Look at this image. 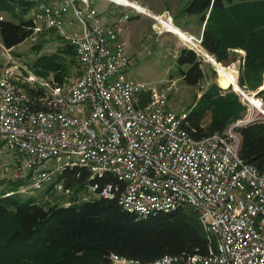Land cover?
<instances>
[{
  "label": "built area",
  "instance_id": "1",
  "mask_svg": "<svg viewBox=\"0 0 264 264\" xmlns=\"http://www.w3.org/2000/svg\"><path fill=\"white\" fill-rule=\"evenodd\" d=\"M110 1L135 7L132 0ZM70 10L78 32L64 26ZM150 15L171 23L167 11ZM125 18L123 12L101 24L89 0L35 4L31 32L50 29L60 36L72 47L80 72L69 84L52 81L42 94L30 95L12 81V66L1 70L0 140L14 154L13 175L25 181L22 187L38 188L50 172L79 165L90 175L112 172L121 189L107 183L97 195L118 191L117 202L135 216L180 204L196 210L208 239L206 254L140 261L111 253L109 264H264V171L238 155L239 119L193 137L184 127L187 109L167 105L172 80L147 87L125 74L127 55L119 37ZM189 38L187 46L203 54L200 37ZM34 101L43 107L33 108Z\"/></svg>",
  "mask_w": 264,
  "mask_h": 264
},
{
  "label": "trees",
  "instance_id": "2",
  "mask_svg": "<svg viewBox=\"0 0 264 264\" xmlns=\"http://www.w3.org/2000/svg\"><path fill=\"white\" fill-rule=\"evenodd\" d=\"M38 1L41 0H0V11L8 15L0 16V43L4 47H12L32 33V16L25 17L23 13ZM184 9L198 14L201 21L204 19L200 45L212 54L213 57L208 54V60L214 58L217 65L227 63L228 54L235 51L233 48H240L244 54L236 82L252 88L259 85L264 69V0H188ZM61 50L74 56L66 41ZM57 54L49 56L54 58ZM175 59L178 65L187 64L185 69L178 68L183 81L197 84L203 76L199 55L183 45ZM54 63L58 68L51 82L61 83L62 62L54 59ZM27 92L38 95L43 88L31 87ZM242 94L264 113L261 103L244 91ZM255 94L264 97V88ZM43 105L34 101L32 107ZM186 109L184 127L197 138L221 131L241 118L246 104L229 85L220 87L212 81ZM206 113L209 118L204 121ZM234 129L239 137L238 155L264 171V117H255L235 125ZM55 182L62 190L91 186L94 195L46 203L34 195L22 198L17 188L0 191V264H109L111 253L140 261L163 254L207 253V236L196 210L188 204L139 217L120 206L118 191L113 190L111 196L97 195L107 183L112 189L114 185L121 189L122 183L110 171L90 175L84 166L64 167L55 172ZM22 183L25 181L13 180L14 186Z\"/></svg>",
  "mask_w": 264,
  "mask_h": 264
},
{
  "label": "rangeland",
  "instance_id": "3",
  "mask_svg": "<svg viewBox=\"0 0 264 264\" xmlns=\"http://www.w3.org/2000/svg\"><path fill=\"white\" fill-rule=\"evenodd\" d=\"M95 6H100L105 0H98ZM110 1V0H109ZM147 8L151 9L154 13H158L163 8H168L169 12L174 14L173 23H177L175 19L185 20L187 17L194 16V13H187L184 9L188 0H139ZM35 4L27 8L23 16H32L34 12ZM172 9H171V7ZM18 13V7H15ZM139 9V8H138ZM171 9V10H170ZM179 9V11L177 10ZM146 10V9H145ZM140 10L141 13L146 12ZM150 13V12H148ZM128 14V13H127ZM146 14V13H145ZM129 15V14H128ZM1 17H7L6 12L0 11ZM138 19L127 28L126 40H125V53L127 55V63L125 65V74L144 81L147 87L159 86L166 84L169 80L173 81V89L168 93L167 105L174 109L187 108L197 96L200 91L204 89L210 82L214 81L220 87L230 86L237 94L241 102L246 104V110L241 118H239L237 125L242 124L246 119H253L255 117L263 116V114L256 107L251 105L242 93H239L234 89L232 85H237L242 92L249 94L251 98L258 104L261 101V107L264 108V97L262 95L255 94L260 88H264V69L261 72V82L256 87H249L248 85L240 86L236 82L239 67L241 64V57L244 51L240 48H233L234 53L228 54L227 63L220 62V65L216 64V60L211 58L208 60L201 52L198 51L199 58L201 59V67L203 69V76L197 84H187L181 78L178 68L185 69L187 64L178 65L176 62V54L181 46H187L188 40H190V33L178 29L172 23L167 26V22L162 17L154 20L152 17H147L142 14H138ZM173 19V18H172ZM188 23L189 19H186ZM152 22L155 26L152 28ZM167 30L174 32L180 38L178 39L175 34L164 31ZM193 35L197 34V29L192 23L188 24ZM160 29V30H159ZM159 30V32H157ZM184 33V35H183ZM192 35V36H193ZM186 38H185V37ZM195 37V36H193ZM200 42V41H199ZM198 42L199 48L203 50V47ZM64 41L60 36L56 35L50 29H42L39 32L31 33L29 36L19 41L10 48L4 47L0 43V73L4 66H12L13 77L12 81L20 90L28 93V89L31 87L40 86L43 89L48 87L51 82L53 73L58 67L54 63L55 60L62 62L59 68L62 67L64 71V84H69L80 72L79 66L75 57L61 50ZM205 51V49L203 50ZM59 52L54 58L49 56L50 53ZM206 52V51H205ZM209 54L208 52H206ZM43 56H40V55ZM212 56V54H209ZM213 57V56H212ZM28 75L32 76L31 79ZM220 84V85H219ZM145 94L148 91H144ZM264 110V109H263ZM264 117V116H263ZM209 118V113L204 116V121ZM248 121V120H247ZM0 140V191H5L12 188L19 192L22 198H26L30 195H34L41 200H46V203L51 202H66L68 199L76 198L77 200L92 197L93 191L87 187H80L75 190L66 189L62 190L61 186L56 182L53 183L55 172H50V177L45 180L38 188L22 187V184L16 186L13 185V180L18 179L13 175V162L14 154L11 153L6 147L1 146ZM52 160L44 161L46 168H51L53 164Z\"/></svg>",
  "mask_w": 264,
  "mask_h": 264
},
{
  "label": "crops",
  "instance_id": "4",
  "mask_svg": "<svg viewBox=\"0 0 264 264\" xmlns=\"http://www.w3.org/2000/svg\"><path fill=\"white\" fill-rule=\"evenodd\" d=\"M89 1H90V5H92L95 8L97 14L99 15L101 24H107L109 22L115 21L123 12L129 14L128 18L121 19L120 23H119V37L123 41V47H125L124 45H125V40H126L127 28L130 27L134 23V21H136L138 19V17H137L138 14H142V15H145L147 17H149V16L151 17L150 14H160L164 11H167L168 15L171 18V22L174 25V27L176 26L178 29L184 31L185 33H188V34L190 33V35H193V34L191 33L190 29L188 28V24L192 23L193 26H195V28L198 31L196 35H193V36H195V38L200 37L201 28H202V25L204 23V19L201 21L199 19L198 14H196V13H194V16H191L190 18H188V17L186 18V19L190 20L189 23L187 21H185L186 19L180 20L178 18L175 19L177 21V23H173V20H174L173 16H174V14H176V11L174 14H172L169 12L168 8H163L158 13H154L153 11H151V9L147 8L148 6L144 5L139 0H132L135 3L134 4L135 7L134 6L133 7L123 6L122 4H115L109 0H105L106 2L101 3L100 6H95L96 3H99L98 0H89ZM138 6H140L142 9L143 8L146 9V12L141 13L142 11L140 12V9H138ZM171 9H172V7H171ZM177 11H179V9ZM148 12H150V14ZM205 17H206V14L204 15V18ZM64 19H65L64 20V26H65L66 30H68L69 32H78L80 30V23H79L77 17L75 16V14L73 13V11L70 10L69 12H67L65 14ZM149 24H150V27L152 28L153 25H151V23H149ZM167 29H168V27L164 31H168V32L175 34L174 32L169 31ZM169 29L172 30L171 28H169ZM157 32H159V31H157ZM176 37L178 39L180 38L177 35H176ZM125 50L126 49L124 48V51Z\"/></svg>",
  "mask_w": 264,
  "mask_h": 264
},
{
  "label": "water",
  "instance_id": "5",
  "mask_svg": "<svg viewBox=\"0 0 264 264\" xmlns=\"http://www.w3.org/2000/svg\"><path fill=\"white\" fill-rule=\"evenodd\" d=\"M172 23V22H171ZM207 53L206 52H204V55H206ZM262 81H263V76H262ZM230 85L234 88V89H236L239 93H242V90L237 86V85H232L231 83H230ZM262 114H263V116H264V113L262 112V111H260ZM247 120L248 119H246V121L245 122H247ZM237 124V123H236Z\"/></svg>",
  "mask_w": 264,
  "mask_h": 264
},
{
  "label": "bare ground",
  "instance_id": "6",
  "mask_svg": "<svg viewBox=\"0 0 264 264\" xmlns=\"http://www.w3.org/2000/svg\"><path fill=\"white\" fill-rule=\"evenodd\" d=\"M138 8L140 9V10H145L144 8L142 9L140 6H138ZM146 11V10H145ZM166 20V19H165ZM166 22L168 23L167 24V26H169L170 25V22H168L167 20H166ZM169 28V27H168ZM183 35H184V33H183ZM185 37V36H184ZM186 38V37H185ZM203 54H204V52H203ZM204 56H206V58H209V56H208V54H206V55H204ZM264 79V78H263ZM259 100V99H258Z\"/></svg>",
  "mask_w": 264,
  "mask_h": 264
}]
</instances>
